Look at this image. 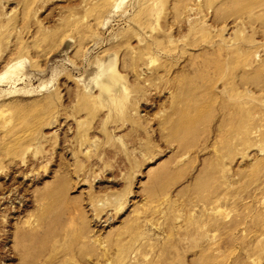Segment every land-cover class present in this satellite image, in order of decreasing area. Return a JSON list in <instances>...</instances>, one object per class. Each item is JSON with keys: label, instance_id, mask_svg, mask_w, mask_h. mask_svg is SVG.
<instances>
[{"label": "rangeland", "instance_id": "374dc122", "mask_svg": "<svg viewBox=\"0 0 264 264\" xmlns=\"http://www.w3.org/2000/svg\"><path fill=\"white\" fill-rule=\"evenodd\" d=\"M0 264H264V0H0Z\"/></svg>", "mask_w": 264, "mask_h": 264}]
</instances>
